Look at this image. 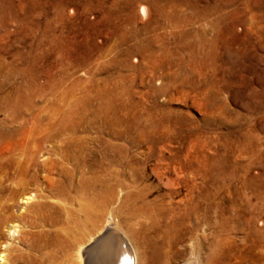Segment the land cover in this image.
I'll use <instances>...</instances> for the list:
<instances>
[{
  "label": "rangeland",
  "instance_id": "1",
  "mask_svg": "<svg viewBox=\"0 0 264 264\" xmlns=\"http://www.w3.org/2000/svg\"><path fill=\"white\" fill-rule=\"evenodd\" d=\"M103 1L0 0V264H103L112 229L136 264H264V0H188L126 44L107 14L137 8Z\"/></svg>",
  "mask_w": 264,
  "mask_h": 264
},
{
  "label": "bare ground",
  "instance_id": "2",
  "mask_svg": "<svg viewBox=\"0 0 264 264\" xmlns=\"http://www.w3.org/2000/svg\"><path fill=\"white\" fill-rule=\"evenodd\" d=\"M21 1V0H20ZM38 1V0H37ZM50 1V0H49ZM53 1V0H52ZM74 1V0H73ZM86 1V0H84ZM97 1V0H96ZM103 1V0H102ZM127 1V0H126ZM170 2H167V4L169 5L170 8H172L173 11H170L171 14H169V12H166L164 11L165 9H163L161 6V3L158 2V1H155V0H131V2H129L128 0V3H131V6H130V10L135 6V8H137V11H134L131 12L129 11V13H126L125 15H118L117 12L114 10L112 13H108V18H106V28L109 29H112L114 28L116 25H115V22L116 23H120V33L118 35H114L115 34V30L119 29L118 25L114 28L115 30L113 31H109V33H111L112 35L116 36V38L119 39V41L121 42V44H126L129 40L128 39H133V38H137L140 34L138 33V30L137 29H131L129 27L133 26L135 22H140L142 24H147L148 27H151L152 25L155 26L154 28H156V26H158V23H160L162 20L164 21H167L168 23H170L172 25V29L173 28H178V24H181L183 25L184 27L187 26L188 24H191L193 22V18H192V15L189 13V14H186V15H183V13H181L177 8H181V6H184L186 7L190 12L192 11H195L194 10V7L191 5V2H189L188 0H184L183 1V5L179 3L178 0H169ZM47 2V1H46ZM68 2H72V0H64L63 2V7H66L68 4ZM76 2V1H75ZM104 2V1H103ZM53 3V2H52ZM83 3V2H82ZM43 4V3H42ZM54 4V3H53ZM56 4V3H55ZM59 4V3H58ZM123 4V3H122ZM61 5V6H62ZM115 5V4H114ZM22 6V5H21ZM55 6V5H53ZM72 6V5H71ZM88 6V5H87ZM129 6V5H128ZM127 6V7H128ZM153 6L155 7V9L157 10V15L156 17L157 18H153L151 19V16H150V7ZM164 6V5H163ZM85 7V5H84ZM196 7V6H195ZM117 8V7H116ZM22 9V8H21ZM58 9V8H57ZM141 9H143L144 11H141ZM178 11H177V10ZM71 10V9H70ZM87 10V9H86ZM117 10V9H116ZM125 10V9H124ZM128 10V9H127ZM135 10V9H134ZM170 10V9H169ZM56 11V10H55ZM133 11V9H132ZM200 11V10H199ZM70 12H72L73 14L76 12L74 9H72ZM107 12V11H106ZM110 12V11H109ZM120 12V11H119ZM208 7L205 6L203 8V11H202V16H201V19H202V22H206L208 21ZM58 13V12H57ZM62 13V12H60ZM125 13V12H124ZM84 14V13H83ZM63 15V14H62ZM58 17V16H57ZM196 18V17H195ZM25 19V18H24ZM199 19V18H198ZM134 20V22H133ZM136 20V21H135ZM201 22V21H200ZM112 23V24H110ZM139 23V24H140ZM162 24V23H161ZM169 24V25H170ZM104 26V25H103ZM102 26V27H103ZM124 26V27H123ZM160 26V25H159ZM203 26L205 28L206 24L203 23ZM101 27V26H100ZM134 27V26H133ZM145 27V26H144ZM163 27V26H162ZM180 27V26H179ZM158 28V27H157ZM156 28V29H157ZM109 29V30H110ZM119 29V30H120ZM130 29L133 31V33H130ZM148 29V28H147ZM118 31V30H117ZM171 33V32H170ZM202 34L205 33L204 30L201 31ZM198 34V35H202V34ZM162 34V33H161ZM173 37L176 38V35L175 33H173ZM198 35L196 37H198ZM111 36V35H110ZM164 36V35H163ZM167 36V35H166ZM178 36H180L181 40H189V39H195L196 37L190 35L189 33H186L185 31H183L180 35L178 34ZM112 37V36H111ZM194 37V38H193ZM199 38V37H198ZM159 39V38H158ZM115 41V40H114ZM117 41V40H116ZM131 41V40H130ZM133 41V40H132ZM135 41V40H134ZM129 43V42H128ZM120 44V43H119ZM147 45V44H146ZM127 46V45H126ZM116 48V47H115ZM148 48V47H147ZM113 49V48H112ZM131 49V48H130ZM118 50V49H117ZM122 50V49H121ZM79 51V50H77ZM94 51V50H93ZM99 51V50H98ZM113 51V50H112ZM134 51L135 52H140V53H144L146 51V48L143 47L142 45L141 46H137L134 48ZM152 51V50H151ZM59 52L61 53H67L66 50H59ZM110 51L108 50V53ZM103 54L104 52H100V54ZM110 54V53H109ZM119 54L120 55H130L131 54V50H124V51H119ZM116 56V54H115ZM123 57V56H122ZM222 110V109H221ZM142 121V120H141ZM13 123V122H12ZM142 124V123H141ZM70 125V124H69ZM62 128V127H61ZM151 128V127H150ZM149 128V129H150ZM63 129V128H62ZM69 129L70 131H75L77 130L74 126H68L66 127L65 130ZM58 130V129H57ZM164 130V129H163ZM1 131V130H0ZM152 131H154L152 129ZM151 131V132H152ZM156 131V130H155ZM158 131V130H157ZM69 132V131H68ZM71 133V132H70ZM153 134V133H152ZM2 136V134L0 135ZM151 136V135H150ZM100 139H93V140H89L88 143L90 145H94L98 146V144H101V143H104V142H100L98 141ZM106 143V144H105ZM103 145L106 146V147H110V143H108L107 141L105 142ZM85 146V145H84ZM87 146V145H86ZM85 146V148H86ZM95 148V147H94ZM91 149V147H90ZM112 149V148H111ZM81 150V149H80ZM86 156L88 158L89 155H93L95 153V150H89L86 149ZM110 151V149H109ZM13 152V151H12ZM83 153V152H82ZM81 153V154H82ZM76 155V154H75ZM83 155L85 156V153H83ZM82 155V156H83ZM100 155V154H99ZM79 156V155H78ZM107 156H109V153H102L101 155V158H100V163L103 162V159H106ZM81 157V156H80ZM91 157V156H90ZM174 159V158H173ZM120 160V159H119ZM124 161V160H123ZM123 161H121L120 163H122ZM81 162V161H80ZM187 162H188V158H187ZM13 165V164H12ZM123 165V164H122ZM168 165V164H167ZM259 165V163H258ZM74 166V165H73ZM92 166V165H91ZM171 166V163L170 165ZM188 166V165H187ZM0 167H1V164H0ZM78 168V167H77ZM169 168V167H168ZM167 168V169H168ZM3 169V168H2ZM187 169V168H186ZM62 171V169H61ZM63 172V171H62ZM1 173V172H0ZM82 173V172H81ZM90 173V172H89ZM264 173V172H263ZM262 175V174H261ZM47 178V177H46ZM94 179V178H93ZM158 179L160 180V177L158 176ZM90 180V179H89ZM97 180V179H96ZM206 180V179H205ZM61 182V181H60ZM95 182V181H94ZM1 183V182H0ZM82 183V182H81ZM259 183V182H258ZM262 183V186L261 187V191H260V195H259V198L261 200H259L262 204H261V213L264 214V177L261 178V182ZM58 184V182H57ZM67 184V183H66ZM86 184V183H85ZM101 184V183H100ZM118 187H120V189L122 190H127L129 187L127 186H124L123 184H116ZM115 185V186H116ZM62 186V185H61ZM91 186V185H90ZM88 186V187H90ZM95 186V185H94ZM106 187L108 186L107 184L105 185ZM103 186V187H105ZM205 186V185H204ZM66 187V186H65ZM57 195L58 196H66V193H65V190H64V187H58L57 188ZM54 191V190H53ZM107 191V195L104 196L102 194H98V193H94L93 195L89 196L88 194V198L90 199V202L94 204V200H101L100 203H103L105 201H108V200H112L114 197V187L113 188H109L107 187L106 189ZM55 192V191H54ZM204 192V191H203ZM85 193V192H84ZM144 193V192H143ZM175 194L174 191H170L169 192V196H173ZM146 195V194H145ZM189 195V193H188ZM205 198H207V196H205ZM32 199L31 197H28L27 198V201ZM130 200H133L135 202H141V206L139 208L140 211H143L145 209V203L143 202V197L142 195L138 194L137 193H127L125 195V201H130ZM208 201V200H207ZM2 202V201H1ZM32 207V206H31ZM35 207V206H34ZM247 207V206H246ZM36 208V207H35ZM138 209V208H137ZM136 209V210H137ZM35 210V209H34ZM205 210L206 207H205ZM206 212V211H205ZM252 214V213H251ZM260 214V215H262ZM131 215H134V209L133 211H131ZM44 220V219H43ZM182 223V222H181ZM261 223V222H260ZM259 223V224H260ZM111 224V221H110V218L109 220L107 221V224L106 226H108L107 229H111L109 228ZM209 225V224H208ZM254 226V225H253ZM151 228V227H150ZM260 230V229H259ZM261 233V232H260ZM260 237V236H259ZM124 238V237H123ZM123 238H120L114 231L113 229L112 230H108L106 231L104 234H102L100 237H98L97 239H95V242L94 244L90 247V250L91 251H97L99 254V256L101 257V259L103 258V256L106 258L105 260H102L103 264H136L135 260H136V255L134 254L135 252H133L130 244L128 242H126ZM137 239V238H136ZM128 241V240H127ZM243 242V241H242ZM258 243L261 244L260 248L264 249V239H259L258 240ZM257 243V244H258ZM249 245V244H248ZM256 247V246H255ZM259 247V245H258ZM259 248V249H260ZM103 255V256H101ZM262 257V256H260Z\"/></svg>",
  "mask_w": 264,
  "mask_h": 264
},
{
  "label": "snow or ice",
  "instance_id": "3",
  "mask_svg": "<svg viewBox=\"0 0 264 264\" xmlns=\"http://www.w3.org/2000/svg\"><path fill=\"white\" fill-rule=\"evenodd\" d=\"M141 11H144L143 9H141Z\"/></svg>",
  "mask_w": 264,
  "mask_h": 264
}]
</instances>
